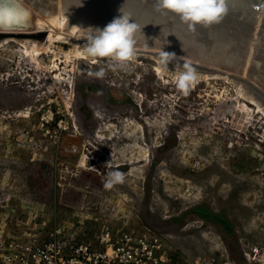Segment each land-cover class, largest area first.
<instances>
[{
  "label": "rangeland",
  "instance_id": "rangeland-1",
  "mask_svg": "<svg viewBox=\"0 0 264 264\" xmlns=\"http://www.w3.org/2000/svg\"><path fill=\"white\" fill-rule=\"evenodd\" d=\"M21 44L0 46V264L52 242L104 252L106 233H157L182 264L264 250V113L237 83L205 76L185 96L148 55L112 70L46 45L32 60ZM112 170L126 179L106 190Z\"/></svg>",
  "mask_w": 264,
  "mask_h": 264
},
{
  "label": "water",
  "instance_id": "water-1",
  "mask_svg": "<svg viewBox=\"0 0 264 264\" xmlns=\"http://www.w3.org/2000/svg\"><path fill=\"white\" fill-rule=\"evenodd\" d=\"M64 1L66 0H24L31 12L30 24L23 30L0 33V43L10 39L42 41L49 28L40 27L38 17L49 15L51 10L59 8ZM154 2L155 0H100V8H104L105 16L104 21L101 19L103 23H108L120 16L121 11L130 15L133 19L130 22L135 21L142 29L137 34L138 54L159 60L161 50L175 53L177 60L170 63L173 67L177 62L182 66L185 61L194 65L203 78L207 75L227 76L228 79L243 83L264 107V0H229V13L221 23L209 28L197 26L194 33L188 30L178 16L157 12L153 7ZM134 3L139 5L134 6ZM51 4L54 6L51 10L39 6ZM261 18L263 25L261 23L262 27L259 29ZM225 34L233 37L227 44L217 46L215 39ZM252 48L255 52H252ZM250 50L252 57L248 61ZM228 52L229 60L225 61L224 55ZM236 52L241 55L237 57L238 64L233 66L231 58L236 57Z\"/></svg>",
  "mask_w": 264,
  "mask_h": 264
},
{
  "label": "clouds",
  "instance_id": "clouds-1",
  "mask_svg": "<svg viewBox=\"0 0 264 264\" xmlns=\"http://www.w3.org/2000/svg\"><path fill=\"white\" fill-rule=\"evenodd\" d=\"M82 6V5H80ZM154 9L162 14L172 13L187 25L190 32H195L197 26L209 28L222 22L229 13V0H155ZM121 11V10H120ZM31 12L25 6L24 0H0V33L23 30L30 24ZM133 21L130 15L124 14L114 18L103 29L88 28L84 37L87 43L83 46V55L87 58L107 62L112 70H128L138 56L137 34L141 26ZM177 60L175 53L161 50L159 65L162 72H169L168 65ZM181 70L175 75L176 88L185 96L201 82L197 68L184 61ZM97 79L106 76V70L101 67L90 73ZM125 173L112 170L107 173L103 186L106 190L125 182Z\"/></svg>",
  "mask_w": 264,
  "mask_h": 264
},
{
  "label": "bare ground",
  "instance_id": "bare-ground-1",
  "mask_svg": "<svg viewBox=\"0 0 264 264\" xmlns=\"http://www.w3.org/2000/svg\"><path fill=\"white\" fill-rule=\"evenodd\" d=\"M131 3H132V1H131ZM131 3L129 5H132ZM80 5H82V6H80ZM138 5H136L134 3V6H138ZM39 6L46 7V9H50V10L54 8L53 4L48 5V6H43V5H39ZM104 6L109 7V5H104ZM145 7H147V6H145ZM103 9L104 8H102V7L100 8V0H77V1L66 0V1H64L59 8L51 10L50 12H52V13H50L49 15L43 14L40 17H38V19H37V22L39 23L38 25L40 27H42L44 29L49 28V30H48L49 31V34H48V43L49 44L46 45L44 42H38L37 40L32 41L29 39H20L19 41H20V43H22L21 45L24 48L25 54L27 53L28 56L32 57L31 59L34 60V58H38L43 53H45L44 51H47L46 50V46H47L50 49V50L49 49L48 50L50 52L52 51V53L54 54L53 56H56L57 60L59 57H64L66 59V60H64L65 62L71 61L74 57L75 58H85V56L82 53H83V46L87 42H84L85 39L83 40V38L87 36V32L83 29H88V28L103 29L108 23L111 22V21H109L108 23H103L104 17H105V16H103ZM100 15H102V16H100ZM101 18L103 19V21ZM261 23H262V18H261L259 25H258L259 29H260V26L262 27L264 20H263L262 25H261ZM231 37H233V36L225 34L221 38L215 39L218 42L217 46L225 45V43L227 44L229 42V40L231 39ZM8 41L9 40H6V42L0 43V46L6 44ZM44 46H45V48H44ZM229 51H230V49H229ZM252 52H255V50L253 48H252ZM229 54L230 53L228 52L227 54L224 55L225 61L229 60V56H230ZM235 54H237V55H235L236 57L232 56V58H231L232 60L230 59L233 66H235V64H238L239 59L237 57L241 55L240 52H236ZM29 57H27V58H29ZM251 57H252V53L250 50L249 57L247 58V60L249 61L251 59ZM39 61H41V60H39ZM248 61H247V63H248ZM262 63H263V61H262ZM41 65L39 67H41ZM36 66H38V65H36ZM56 66L58 67V64H56ZM168 68H169V72L172 75L178 74V72L181 70L180 68L175 69V67H173L171 64L168 65ZM157 70L159 73H162V71L160 69V65L159 66L157 65ZM168 73H167V75H168ZM201 77H203V76H201ZM225 78H227V76ZM229 80H232V79H229ZM232 81L237 83L238 93L241 96L249 99L251 102L255 103L257 110L259 112L264 113V107L262 106V103H260V101L255 97V95L251 91L247 90L244 87L245 85L243 83H240L236 80H232ZM70 82L72 84V80ZM239 97L240 96L238 95V98ZM223 98H224V94H223ZM230 99H232V98H230ZM223 101L224 100H221V103ZM226 103L224 101L223 104H226ZM234 106H237V105H234ZM239 107L241 108V110L243 109L244 111H248L247 113L249 116L252 114V110H255L253 108H250V106H248L246 103L241 104ZM227 109H229V108H227ZM218 113H220V112H218ZM218 113H217V115H218ZM82 157H84V155ZM85 157L87 159V156H85Z\"/></svg>",
  "mask_w": 264,
  "mask_h": 264
},
{
  "label": "built area",
  "instance_id": "built-area-1",
  "mask_svg": "<svg viewBox=\"0 0 264 264\" xmlns=\"http://www.w3.org/2000/svg\"><path fill=\"white\" fill-rule=\"evenodd\" d=\"M102 241H111L107 250L93 251L89 245H72L71 252L63 251L61 245L52 242L33 253L10 257L12 260H22L25 264H182L165 249L162 236L152 234L149 238H138L133 235H124L113 238L110 233L102 235ZM136 244L133 245V243ZM245 257L251 264H264V250L259 246L245 251ZM191 264H216L215 258L207 261L201 256Z\"/></svg>",
  "mask_w": 264,
  "mask_h": 264
},
{
  "label": "trees",
  "instance_id": "trees-1",
  "mask_svg": "<svg viewBox=\"0 0 264 264\" xmlns=\"http://www.w3.org/2000/svg\"><path fill=\"white\" fill-rule=\"evenodd\" d=\"M195 210L199 212V210H203L202 212L208 214V215H213L212 211L208 208L204 209L202 207H195ZM206 216V215H205Z\"/></svg>",
  "mask_w": 264,
  "mask_h": 264
}]
</instances>
